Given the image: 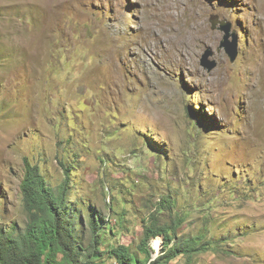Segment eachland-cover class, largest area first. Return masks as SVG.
I'll list each match as a JSON object with an SVG mask.
<instances>
[{
	"label": "rangeland",
	"instance_id": "obj_1",
	"mask_svg": "<svg viewBox=\"0 0 264 264\" xmlns=\"http://www.w3.org/2000/svg\"><path fill=\"white\" fill-rule=\"evenodd\" d=\"M184 27L202 37L190 58L172 45ZM263 60L264 0H0V228L29 221L26 160L55 186L75 153L85 243L87 212L113 225L104 243L122 245L149 218L182 214L179 235L211 220L237 233L192 264H264ZM150 245L154 261L163 237Z\"/></svg>",
	"mask_w": 264,
	"mask_h": 264
},
{
	"label": "trees",
	"instance_id": "obj_2",
	"mask_svg": "<svg viewBox=\"0 0 264 264\" xmlns=\"http://www.w3.org/2000/svg\"><path fill=\"white\" fill-rule=\"evenodd\" d=\"M204 115L206 114L201 111L198 119L205 121ZM69 138L68 140H73L72 135ZM79 157V154L74 153L72 157H64L63 161L61 160L66 171L65 179L55 186L48 183L39 163L34 165L26 160L21 190L29 221L22 229L11 225L0 228V264H104L109 258L115 259L117 264H169L180 256L192 264L199 253L216 249L217 246L226 251L227 243L236 238L234 234L237 233L229 229L224 220L222 227L218 222L206 218V221H212L211 228L206 224L199 233L179 235L177 228L189 217L178 214L171 224H163L159 219L149 218L139 243H104L103 239L107 234L113 237L117 235L113 225L108 223L104 226L103 218L97 211H93L85 215L86 223L92 232L90 241L85 243L78 229H81L84 206H75V202L80 201H72L71 198L76 196L70 193L72 174L69 173V167L77 163ZM163 200L169 203L168 205L171 204L167 198ZM162 205L160 202L156 207L159 214L160 210H164ZM235 230L245 229L235 225ZM208 235L213 238L207 239ZM159 236L163 237L162 255L151 261L153 249L150 243Z\"/></svg>",
	"mask_w": 264,
	"mask_h": 264
},
{
	"label": "bare ground",
	"instance_id": "obj_3",
	"mask_svg": "<svg viewBox=\"0 0 264 264\" xmlns=\"http://www.w3.org/2000/svg\"><path fill=\"white\" fill-rule=\"evenodd\" d=\"M189 30L190 29H188L187 27H184L180 31L179 34L173 37L174 39L172 40V45L175 47L176 52L177 50L179 52H182V55L184 54L185 58H190V56H193L195 54L196 49L198 48V45L200 44V41L202 40V37L200 35L195 36V33L191 35ZM185 58H183V60ZM180 60H182V58ZM260 69H261V66H260Z\"/></svg>",
	"mask_w": 264,
	"mask_h": 264
},
{
	"label": "water",
	"instance_id": "obj_4",
	"mask_svg": "<svg viewBox=\"0 0 264 264\" xmlns=\"http://www.w3.org/2000/svg\"><path fill=\"white\" fill-rule=\"evenodd\" d=\"M218 23L216 22L215 25H217ZM220 31L225 33V38L226 41L223 43L222 48H225V50L228 52V54L230 55L232 60H235V58L237 57V47H236V40L234 42V44H231L229 42V38L231 36V26L225 24L224 22H221V27L219 28ZM210 54V53H208ZM203 64L209 69L211 70L212 68L215 67V64H212L211 62H208L207 60H205L203 62Z\"/></svg>",
	"mask_w": 264,
	"mask_h": 264
}]
</instances>
